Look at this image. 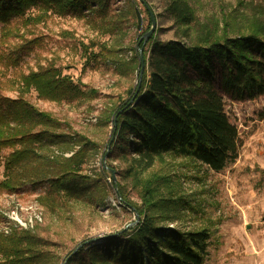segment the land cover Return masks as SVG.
<instances>
[{"label":"rangeland","instance_id":"374dc122","mask_svg":"<svg viewBox=\"0 0 264 264\" xmlns=\"http://www.w3.org/2000/svg\"><path fill=\"white\" fill-rule=\"evenodd\" d=\"M187 1L199 20H221V26L222 18H229L234 8L240 13H245L249 5L264 9V0H242L239 8L237 0ZM165 2L106 0L100 13L84 10L82 15L33 8L6 27L0 24V98L16 100L21 96L55 119L59 133L84 139L89 145L82 171L95 181L89 199L67 203L56 199L60 207L48 213L39 202L48 191L45 183L25 185L15 193L0 190V232L24 229L19 225L26 223L43 242L46 264H61L80 244L127 230L139 221L136 212L127 210L113 185L127 187V198L140 205L133 184L111 169L110 174L101 171L104 166L108 168L107 164L116 171L128 165L127 158L120 155L107 159L113 141L107 117L112 106L125 99L128 89L137 84L142 57L139 50L143 47L139 38L150 29L145 6L155 21L152 36L160 42L181 38L180 27L165 14ZM237 26L228 21L229 37L239 35ZM136 54L138 70L133 63ZM218 64L213 60L212 82L222 97L229 122L237 129L236 160L215 173L188 160L161 157L141 179L155 178L161 197L170 200L167 213L174 220L165 226L182 232L206 230L209 242L203 264H264V96L238 99L227 93L221 86ZM49 68L68 79L80 93L53 101L39 97L34 89L21 92L22 76ZM78 148L76 144L70 150L64 148L61 155L69 158ZM10 152L0 150V182L3 159ZM59 152L52 150L53 155ZM47 154L52 155L51 151Z\"/></svg>","mask_w":264,"mask_h":264},{"label":"trees","instance_id":"16d2710c","mask_svg":"<svg viewBox=\"0 0 264 264\" xmlns=\"http://www.w3.org/2000/svg\"><path fill=\"white\" fill-rule=\"evenodd\" d=\"M105 6L106 0H0V24L6 27L33 8L82 15L84 10L98 14ZM241 6L242 0H237L236 7ZM164 10L180 27L181 38L160 42L150 36L141 48L140 82L128 89L126 98L113 105L107 117L113 137L107 159L120 155L128 165L116 171L107 164V170L101 171L110 174L111 169L133 184L140 205L127 198V187L113 183L127 210L136 212L139 221L71 255L75 247L61 264L70 255L65 264H203L207 255L206 230L182 232L165 226L174 220L167 213L170 200L161 197L155 178L147 181L141 175L161 157L188 160L215 173L236 160L238 133L213 86L212 63H219L221 86L233 97L264 96V9L249 5L240 13L234 8L229 18H222V26L221 20H199L187 0H166ZM229 20L238 25L237 37L228 36ZM137 57L133 63L138 70ZM20 86L21 92L34 89L39 97L53 101L80 93L51 68L22 76ZM59 128L55 119L21 96L0 98V150H11L3 159L0 190L15 193L25 185L45 183L48 191L39 202L48 213L60 207L56 199L62 203L87 200L95 186L94 180L82 174L89 145L84 139L59 133ZM75 144L78 150L64 158L61 151ZM52 150L60 154L53 155ZM50 151L52 155L47 154ZM42 243L32 229L0 232V264H46Z\"/></svg>","mask_w":264,"mask_h":264},{"label":"water","instance_id":"95a60500","mask_svg":"<svg viewBox=\"0 0 264 264\" xmlns=\"http://www.w3.org/2000/svg\"><path fill=\"white\" fill-rule=\"evenodd\" d=\"M145 8H146V11L148 12V15H149V18H150V29H149V31L147 32V33H145V35L142 37V44L144 45L147 41H148V39H149V37H150V35L153 33V31H154V29H155V21H154V17H153V15H152V13L148 10V8L145 6ZM139 51H141V50H139ZM140 61H141V69H140V75H139V78H138V83L140 82V80H141V76H142V71H143V67H144V63H143V60H142V57L140 56ZM104 169H106L107 170V168L104 166ZM113 174V173H112ZM136 217H137V214H136ZM101 239H93V240H89V241H86V242H84V243H82V244H80L72 253H71V255L72 254H74L78 249H80V248H82L84 245H88V244H91V243H93V242H96V241H100ZM70 255V256H71ZM69 256V257H70ZM69 257H67V259L65 260V262L69 259ZM65 262H64V264H65Z\"/></svg>","mask_w":264,"mask_h":264},{"label":"built area","instance_id":"2783aa9c","mask_svg":"<svg viewBox=\"0 0 264 264\" xmlns=\"http://www.w3.org/2000/svg\"><path fill=\"white\" fill-rule=\"evenodd\" d=\"M18 223H19V221H17ZM19 224H21V223H19ZM18 224V225H19ZM20 227H22V228H24V229H27V225H26V223H24V224H21V225H19Z\"/></svg>","mask_w":264,"mask_h":264}]
</instances>
